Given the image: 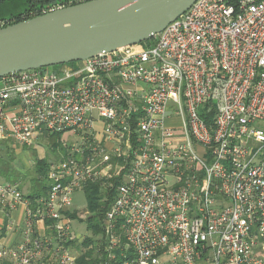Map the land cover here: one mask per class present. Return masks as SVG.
<instances>
[{"label":"built area","instance_id":"obj_1","mask_svg":"<svg viewBox=\"0 0 264 264\" xmlns=\"http://www.w3.org/2000/svg\"><path fill=\"white\" fill-rule=\"evenodd\" d=\"M150 39L0 78V143L73 140L46 197L0 180L25 206L3 264H77L72 196L112 180L95 264H264V0H197Z\"/></svg>","mask_w":264,"mask_h":264},{"label":"water","instance_id":"obj_2","mask_svg":"<svg viewBox=\"0 0 264 264\" xmlns=\"http://www.w3.org/2000/svg\"><path fill=\"white\" fill-rule=\"evenodd\" d=\"M197 0H89L0 29V78L141 44Z\"/></svg>","mask_w":264,"mask_h":264},{"label":"trees","instance_id":"obj_3","mask_svg":"<svg viewBox=\"0 0 264 264\" xmlns=\"http://www.w3.org/2000/svg\"><path fill=\"white\" fill-rule=\"evenodd\" d=\"M16 1L17 3H23L24 8L17 14L11 15L7 20L10 25L89 0H0V6ZM3 20L6 21L5 19L0 21ZM6 143H0V146L4 145L5 147L4 152L0 155V178L6 183L17 184L20 191H22L23 185L27 183L28 190L27 193L23 194V198L31 202L46 197L49 189L47 173L51 163L46 159L36 158L35 153L34 166L32 173H30L32 175H29L28 172L23 173L21 172L20 164L18 162L15 163L16 159L13 152L9 150ZM109 184L111 187L107 189H103L99 183H88L84 187L83 193L86 200L85 211L87 218L83 222L86 224V229L90 234L82 243L85 251L77 264L96 263L94 256L96 239L102 235V221L110 203L113 201L116 180H112ZM69 217L74 218L71 215ZM90 246H93V248L89 249Z\"/></svg>","mask_w":264,"mask_h":264},{"label":"rangeland","instance_id":"obj_4","mask_svg":"<svg viewBox=\"0 0 264 264\" xmlns=\"http://www.w3.org/2000/svg\"><path fill=\"white\" fill-rule=\"evenodd\" d=\"M23 8V3H17V1L3 4L2 6H0V18L7 21L11 17V15L17 14L18 12L22 11ZM142 44L144 46L152 47L154 45V41L149 39ZM45 69L47 71H52L55 70V67H49ZM166 127L179 129V119L174 116L169 117V120L166 121ZM96 129L100 130L99 124H96ZM72 141V139L66 140V138L62 137L61 135L42 136L31 148H24L19 146L17 147V162L21 163L23 166H25V164H28L27 166L30 170L31 168H33L34 154L36 153V158L46 159L51 164H56L57 162H60L64 159L66 155V146H70L72 144ZM195 148L196 150H198V152L202 150V146L198 144H195ZM28 174L30 175V171L28 172ZM85 207L86 200L84 193L83 191L79 190L72 196V208L75 211H73V213L71 214V216H73L74 218H70L73 221V231L77 233L81 238H87L90 234L86 229V224L83 222L87 218Z\"/></svg>","mask_w":264,"mask_h":264},{"label":"crops","instance_id":"obj_5","mask_svg":"<svg viewBox=\"0 0 264 264\" xmlns=\"http://www.w3.org/2000/svg\"><path fill=\"white\" fill-rule=\"evenodd\" d=\"M4 142H7L6 144L9 150L13 152V155L16 159L15 163H17L18 146L10 141H4ZM4 149H5L4 145H1V150H2L1 153L4 152ZM19 164L22 168L21 172L25 173L30 171V173H32L33 168L29 170L27 166L28 164H25V166H23L21 163ZM0 180L4 181L2 178H0ZM27 190H28V184L26 183L23 185L22 188L23 192L21 191L22 194L27 193ZM24 224H25V206L23 204L16 206V208L12 210H7L6 208L0 205V250L13 249L21 242V233L24 228ZM3 263H4L3 260L0 259V264Z\"/></svg>","mask_w":264,"mask_h":264}]
</instances>
